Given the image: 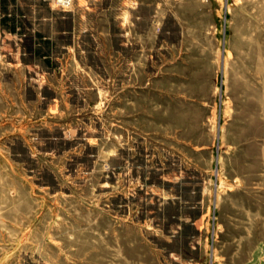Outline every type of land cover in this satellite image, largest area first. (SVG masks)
I'll return each instance as SVG.
<instances>
[{"label":"rangeland","instance_id":"374dc122","mask_svg":"<svg viewBox=\"0 0 264 264\" xmlns=\"http://www.w3.org/2000/svg\"><path fill=\"white\" fill-rule=\"evenodd\" d=\"M76 1L0 36V264H264V0Z\"/></svg>","mask_w":264,"mask_h":264},{"label":"crops","instance_id":"0c3cea01","mask_svg":"<svg viewBox=\"0 0 264 264\" xmlns=\"http://www.w3.org/2000/svg\"><path fill=\"white\" fill-rule=\"evenodd\" d=\"M0 19L5 25L0 26L2 41L8 42L5 54L18 56L19 51L26 54L23 35H26V45L30 46L33 59L51 63L64 53L67 46L72 45L77 32V12L82 0L76 1L74 11L55 9L52 0H1ZM119 2V3H118ZM75 6V7H76ZM124 4L120 0H107L108 32L112 38L125 50L126 40L123 37ZM123 10V11H122ZM141 20V18L138 16ZM19 22V25H18ZM25 22L27 28L24 24ZM109 22L112 24L109 25ZM26 28V29H24ZM116 31V32H115ZM18 52V53H17ZM15 56V57H17ZM159 85L156 82V89Z\"/></svg>","mask_w":264,"mask_h":264},{"label":"built area","instance_id":"2783aa9c","mask_svg":"<svg viewBox=\"0 0 264 264\" xmlns=\"http://www.w3.org/2000/svg\"><path fill=\"white\" fill-rule=\"evenodd\" d=\"M74 0H55L58 9L67 11L72 8Z\"/></svg>","mask_w":264,"mask_h":264}]
</instances>
